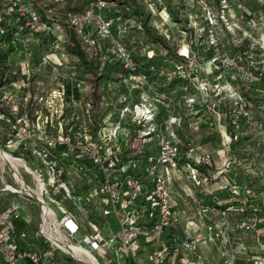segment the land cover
Segmentation results:
<instances>
[{"label": "rangeland", "instance_id": "374dc122", "mask_svg": "<svg viewBox=\"0 0 264 264\" xmlns=\"http://www.w3.org/2000/svg\"><path fill=\"white\" fill-rule=\"evenodd\" d=\"M109 1L106 14L119 24L116 40L133 57L162 58L167 64L158 72L164 79L153 85V93L164 97L167 113L182 116L178 133L193 147V158L185 160L208 159L196 164L211 175L205 184L188 179L183 167L184 178L172 183L182 238L174 252L177 259L183 264H249L240 254L264 255V91L257 83L264 68V0ZM36 2L46 29L23 37L24 57L0 48V147L20 161L16 169L35 193L18 185L0 157V214L9 211L45 238L51 232L81 247V235L71 238L62 226L54 231L61 189L81 183L77 161H68L60 152L68 145L59 141L68 136L74 143L97 132L112 137L115 129L105 119L119 99L156 108L149 95L132 94L138 81H128L127 70L116 67L118 74L108 78L105 58L88 50L68 23L69 13L92 0ZM47 137L56 144H48ZM37 197L50 208L45 217ZM220 203L235 204L224 209L216 206ZM43 245L71 264L80 263L49 240ZM51 255L43 256L45 263ZM75 256L89 261L83 252ZM7 263L0 249V264ZM101 264L117 262L101 259Z\"/></svg>", "mask_w": 264, "mask_h": 264}, {"label": "built area", "instance_id": "2783aa9c", "mask_svg": "<svg viewBox=\"0 0 264 264\" xmlns=\"http://www.w3.org/2000/svg\"><path fill=\"white\" fill-rule=\"evenodd\" d=\"M112 2L109 0H92L89 6L69 13L68 23L75 29L82 44L96 56L106 59L109 55H114L122 68L127 70L128 81H138L133 86L132 94L136 93V97L141 93L149 95L152 97L156 109L153 111L152 108L142 102L128 103L126 100L119 99L116 103L118 106L115 105V109L112 110L113 113H109L105 119V124L115 129L112 137H102L97 132L94 136L88 134L89 138L85 134L84 138L74 143L68 136L59 141L76 149L80 155L88 158L99 168L101 185L98 194L100 197L96 201L101 204V217L113 219L117 230L110 238H106L96 224L87 222L91 233L81 235L80 232L85 224L81 225L80 223L85 218L78 217L57 204L60 211L58 215L59 228L62 226L71 238L81 235L79 239L81 247L92 253L98 264H101V259L105 262L111 261L107 256L110 252L120 256L119 260L116 259L117 264H120L121 255L125 252L128 259L138 264L136 258L141 245L140 235H144V240L154 241V247L149 255L150 264H183L182 258L173 261L166 259L168 253L166 244L173 241L177 247L178 244L182 243L179 234L167 236L164 233L166 229L176 228L179 222L180 211L177 209L178 205L174 198L175 191L172 183L184 178L181 169L183 167L188 170V177L186 176L188 179H194L196 185L205 184L208 181V176L200 172L195 165L206 164L208 159L196 158V164L192 163L193 159L179 162L181 157L193 158V155L190 154L193 147H187L178 133L181 128L182 116L178 118L175 115H170V112L167 113L166 106L161 102L164 97L158 93H153V89H155L153 85L155 83L160 84L162 78L151 79L144 73L135 74L133 72L134 63L130 51L124 44L116 40V35L112 31L113 28L115 31L119 28L118 21L116 22L114 17L106 14ZM36 3V0H0V21L8 19L12 13H15L19 23L13 31L14 36L23 30L41 32L46 29V22L42 19ZM5 32L6 29L0 27V34H5ZM107 39L111 41V47L107 45ZM28 64L29 62H27ZM162 107L165 111L163 117L158 120L156 117L163 111ZM136 114H140L142 118L134 119ZM114 116L115 120L109 122ZM47 139L48 144L51 145H55L57 142L55 138L49 139L47 137ZM124 157H126L125 160ZM121 165L123 168L129 166L134 171L143 172L151 182V191L143 194V197L150 201L149 215L156 217L157 224L150 231H145L142 226L136 224L139 213L134 212L137 210L132 211V213L128 211L133 203L132 193L130 192L129 197L124 198L111 183L110 174L115 171L121 172L120 170L123 169L119 168ZM127 178L133 186V192L140 193L141 184L133 177L127 176ZM113 179L115 180V175ZM65 192L68 194L69 189H66ZM36 199L42 208V202L45 201L41 197ZM194 200L199 203L196 198ZM54 201L58 203L56 199ZM80 218L83 220L80 221ZM11 228L12 222L9 213H1L0 249L3 238ZM45 236L47 240L55 243L51 236ZM84 245H89L90 249H86ZM67 252L71 257L78 259L81 264H86L85 261L75 256L78 253L69 250ZM4 257L9 264H15L20 253L8 249L4 250ZM29 259L33 264H37L38 258L35 255H29ZM251 264H264V257H253Z\"/></svg>", "mask_w": 264, "mask_h": 264}, {"label": "trees", "instance_id": "16d2710c", "mask_svg": "<svg viewBox=\"0 0 264 264\" xmlns=\"http://www.w3.org/2000/svg\"><path fill=\"white\" fill-rule=\"evenodd\" d=\"M42 19L45 20V18L43 16H42ZM18 23H19V20L16 17L15 13H12L8 19L0 21V27H4L6 29L5 34H0V48H2L3 50H5L4 48H6L5 51L14 50V53H16V55H20V56L24 57L25 51L22 48V40L26 34L31 33V32H29L27 30H23L18 35L14 36L13 31L16 29ZM224 29H225V27H224ZM112 31H113V34L116 35L115 34V32H116L115 28H113ZM225 31H226V29H225ZM238 50L241 51V47ZM78 54H79L80 58L83 57V54L82 55H81V53H78ZM130 55H131V59L134 63L133 72L135 74L141 72V73H144L147 76H149V78H151V79H156V77H160V78H162V80L164 79V76L158 75V72H161L164 69L163 67H165V65H167L166 63H163L162 58L152 59L151 57L150 58L140 57V56H136V57L134 56L133 57V54L131 52H130ZM180 56L182 58L184 57L183 55H180ZM25 58H26V56H25ZM105 60H106V63L104 65V68H103L104 71L103 72L107 76L110 74L117 75L118 72H121L124 70L122 68L119 60L117 58H115L114 55H109ZM25 61L28 62L27 60H25ZM258 64H260V63H258ZM116 67L118 69V72H115ZM259 76L260 77H259L257 83L260 86L259 88L264 91V68L261 71H259ZM108 78H109V76H108ZM176 82L179 83L180 78L174 81V83H176ZM161 90H165L166 92H170V90H173V88L172 87H167V88L164 87V88H161ZM181 92L185 93V91H181ZM161 109L163 111L160 112L156 117L158 120L163 117V114L165 111L163 107ZM179 135L183 138V136L181 135V131L179 132ZM61 147H62V149H60V152L64 156H66V158L69 159L68 160L69 162L74 163L77 161V167L79 168V174L81 175V183H80V186H78V187L68 185L69 193L67 194L65 192V189H61V197L60 198L57 196L56 197L59 198V200L61 202L60 205L63 206L67 211L71 212L72 214H74L78 217H84L87 221L97 225V222L100 219L103 220V217H101V212H100L101 204L96 201V199H98L100 197V195L98 194L99 193V187L101 185L100 170L88 158H86L83 155H80L76 149L71 148L69 146H67V147L61 146ZM125 159H126V157H124V160ZM184 160H185V158L181 157L179 159V162H184ZM121 166L119 167L120 169L123 168V166L122 167ZM195 166L198 167L199 169H203V171H206L204 169L205 167H201L198 165H195ZM120 171L121 172H119V173H118V171H115V172H112L110 174L111 183L121 192V195L124 198L129 197L130 192L132 193L133 203L131 205V208H128V211L130 213H132V211L137 210L134 212V213H136V212L139 213L137 218H136V220H137L136 224L142 226L145 231L152 230L154 228V226L157 224L156 223V217L155 216L151 217L149 215V202L150 201L146 200V198L143 197V194L145 195L147 191H148V193H149V191H151V182L148 180L147 176L144 175L143 172L134 171L129 166H127V167L125 166ZM206 174H207L208 178H211L210 173L206 172ZM114 175H115V180L113 179ZM127 176L133 177V179H136L138 181V183L141 184L140 193L133 192L134 191L133 186L131 185V183H129V179L127 178ZM221 204L222 203H220V205H216V206L222 207L225 209L226 207L233 205L235 203H228V204H224V205H221ZM6 212H8L10 215V220L12 222V228L9 231V233L3 238V242L1 244V249L3 251L8 250V249H13L14 251L20 253V257L18 258V260L16 261L15 264H19V263H23V262H24V264H33L31 262V260L29 259V255H35L38 258L37 264H48L50 262L45 263L43 256H46V254H52L51 256H54V258H55V256L58 255V253L55 254V252L51 253L49 248H48L49 251H47L45 254H43V251L41 252V254H39L37 252L31 251L30 249H26V245H28L29 241L31 240V237H30L31 235L36 236V237H40L42 239L43 243H46V244H47L48 240L42 234L37 233V231L34 228H33V230L22 229L26 225L24 219L13 217L9 211H6ZM59 214H60V211L58 210V215ZM104 219H106V218H104ZM179 231L180 230H178V228L176 227L174 229L173 228L166 229V230H164V233L167 236H170L171 234H173V235L178 234ZM140 237H141V245H140V249L138 250V255H137L136 261L138 264H150L149 263V255H150V253L154 247V243H153L154 241L144 240L143 239L144 235L143 236L140 235ZM178 245H180V244H178ZM178 245H177V247H178ZM166 246L168 247V249H167L168 253L166 255V259L168 258V259L173 261L174 260L173 255H177L178 257H180V255L178 253H174L176 251L177 247L174 245L173 241H169L166 244ZM59 255H60V253H59ZM107 256H108V254H107ZM65 257L73 260V258H71L70 255H65ZM262 257H264V255ZM125 259L127 260V254L125 256ZM52 260H51V262H52ZM5 262H6V260H5ZM76 263L80 264L77 261H76ZM69 264H71V262H69Z\"/></svg>", "mask_w": 264, "mask_h": 264}, {"label": "crops", "instance_id": "0c3cea01", "mask_svg": "<svg viewBox=\"0 0 264 264\" xmlns=\"http://www.w3.org/2000/svg\"><path fill=\"white\" fill-rule=\"evenodd\" d=\"M25 223H26V225L22 229L33 230V227H32V225H30V223H28L27 221H25ZM97 226H98L97 228H99L101 233L106 238H110L114 234V232L117 230L116 227H115L116 223L111 218H108V219L107 218L106 219L103 218V220L100 219L97 222ZM85 233H91V229L87 225H84L82 230H81V232H80L81 235L85 234ZM30 237H31V240L29 241L28 245H26V249H30L31 251L37 252L39 254H41L42 251H43V254H45L47 251H49L48 247H45V245H43V241H42V239L40 237H36V236H33V235H31ZM111 254H113V253L110 252L108 254V258H110L111 261H114V259H115V261H116V259L119 260L120 256L115 255V254L111 255ZM121 256H122L121 259H120V263L121 264H131V261H132L131 259H128V258H127V260L125 259L126 253L125 254L123 253ZM240 256L244 260H247L249 264H251L253 257H262L263 255L260 254V253L259 254L253 253V255L250 256V257H248L249 255H244V254H240ZM177 257L174 258V259L177 260ZM56 261H58V262H56ZM65 263L69 264V262L66 259H64L61 255H59V253H58V255H56L55 258L52 260V262H50L48 264H65ZM19 264H24V262L23 263H19Z\"/></svg>", "mask_w": 264, "mask_h": 264}, {"label": "bare ground", "instance_id": "6f19581e", "mask_svg": "<svg viewBox=\"0 0 264 264\" xmlns=\"http://www.w3.org/2000/svg\"><path fill=\"white\" fill-rule=\"evenodd\" d=\"M0 157L5 161V163H7V166L12 171L14 175V179L18 183V185L28 193L34 194L35 192L25 183L23 176L16 169V164H18L20 161L17 158L11 156L3 149H0ZM49 213H51L50 208H48V205L45 202H42V216L45 217V215H48ZM54 226H55L54 231H56L59 228V223H55ZM48 235L51 236V238L54 240L55 242L54 245L57 246V248L69 250L72 251L73 253L83 252L89 258V261L85 262L86 264H98L96 262V259L93 258V256L89 254V252H87L85 249L69 244L68 242H64L63 240L54 237V235L51 232H49Z\"/></svg>", "mask_w": 264, "mask_h": 264}, {"label": "water", "instance_id": "95a60500", "mask_svg": "<svg viewBox=\"0 0 264 264\" xmlns=\"http://www.w3.org/2000/svg\"><path fill=\"white\" fill-rule=\"evenodd\" d=\"M0 149H1V147H0Z\"/></svg>", "mask_w": 264, "mask_h": 264}]
</instances>
